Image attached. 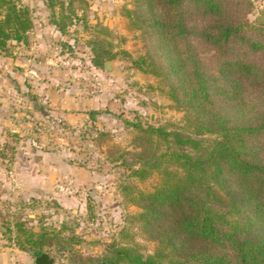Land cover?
<instances>
[{"label": "trees", "instance_id": "trees-1", "mask_svg": "<svg viewBox=\"0 0 264 264\" xmlns=\"http://www.w3.org/2000/svg\"><path fill=\"white\" fill-rule=\"evenodd\" d=\"M132 1L124 13L145 45L132 64L157 77L161 91L183 113L182 125L171 129L129 122L137 130V150L120 155L128 176L143 180L156 173L158 182L148 191L121 186L124 199L139 210L126 215L117 234L136 225L155 248L143 254L134 244L112 241L99 255L82 256L73 250L80 240L71 234L60 239L70 244L68 263L264 264V64L251 59L264 55V41L247 36L244 22L228 15L223 0ZM84 5V0H46L49 21L65 33ZM192 8L205 24L188 23ZM256 23L263 32L264 20ZM31 27L26 5L0 0V50L8 41L24 43ZM192 36L214 52L211 73L202 68ZM92 44L93 66L113 56ZM98 113L87 112L91 119ZM7 228L13 244L33 258L52 245L58 252L65 249L58 231H33L21 221Z\"/></svg>", "mask_w": 264, "mask_h": 264}, {"label": "rangeland", "instance_id": "rangeland-1", "mask_svg": "<svg viewBox=\"0 0 264 264\" xmlns=\"http://www.w3.org/2000/svg\"><path fill=\"white\" fill-rule=\"evenodd\" d=\"M20 1L30 10L32 27L24 43L8 41L0 50V264H33L32 255L12 242L7 226L14 221L33 231H58L65 249H45L53 264H69L70 244L60 239L71 234L80 240L72 248L82 256L95 257L112 241L151 254L155 242L136 225L117 234L126 215L139 210L124 199L121 186L148 191L158 175L128 176L120 155L137 150V130L129 122L171 129L182 125L183 113L161 91L157 77L132 64L145 50L140 30L124 13L133 1L84 0L65 33L50 23L46 0L33 6ZM223 3L231 18L244 22L247 36L264 41V31L255 29L256 21L264 20L262 0ZM192 10L189 24L207 22ZM190 40L202 68L211 73L214 52L195 36ZM92 42L113 54L103 63L111 61L114 72L105 71L103 63L93 66ZM251 55L264 64V55ZM89 110L99 113L91 119ZM99 132L104 135L97 138Z\"/></svg>", "mask_w": 264, "mask_h": 264}, {"label": "water", "instance_id": "water-1", "mask_svg": "<svg viewBox=\"0 0 264 264\" xmlns=\"http://www.w3.org/2000/svg\"><path fill=\"white\" fill-rule=\"evenodd\" d=\"M103 69L107 72H114L115 68L111 61H105L103 63ZM54 257L47 252L41 253L39 256L33 258V264H53Z\"/></svg>", "mask_w": 264, "mask_h": 264}, {"label": "crops", "instance_id": "crops-1", "mask_svg": "<svg viewBox=\"0 0 264 264\" xmlns=\"http://www.w3.org/2000/svg\"><path fill=\"white\" fill-rule=\"evenodd\" d=\"M43 0H28V5L33 6L34 4H42Z\"/></svg>", "mask_w": 264, "mask_h": 264}]
</instances>
